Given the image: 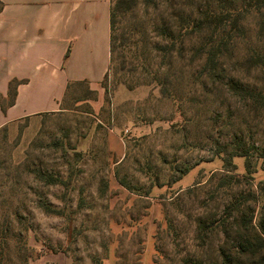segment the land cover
Masks as SVG:
<instances>
[{
    "label": "rangeland",
    "instance_id": "374dc122",
    "mask_svg": "<svg viewBox=\"0 0 264 264\" xmlns=\"http://www.w3.org/2000/svg\"><path fill=\"white\" fill-rule=\"evenodd\" d=\"M187 51L174 97L141 70L119 72L117 61L106 83L77 88L61 113L0 131V219L20 212L28 220L29 264H182L216 256L222 235L205 242L196 222L228 202L217 182L246 180L232 185L230 199L264 187V159L254 157L247 172L245 159L235 158L237 170L229 172L219 147L237 131L264 147V113L258 118L204 75L196 80L203 63H192ZM256 78L246 84L259 86ZM38 167L69 185L44 187L31 174ZM42 204L62 216L46 214ZM262 206L260 199L256 218Z\"/></svg>",
    "mask_w": 264,
    "mask_h": 264
},
{
    "label": "trees",
    "instance_id": "16d2710c",
    "mask_svg": "<svg viewBox=\"0 0 264 264\" xmlns=\"http://www.w3.org/2000/svg\"><path fill=\"white\" fill-rule=\"evenodd\" d=\"M2 8L0 2V11ZM252 22L254 28L249 29ZM188 48L193 54L191 62L203 63L196 80L204 75L213 88H229L256 116L264 113V0H111V67L103 83L119 61V72L141 70L162 88L163 95L174 97L176 66ZM254 76L259 86L246 84ZM21 83L11 82L4 111L14 105ZM84 86L90 87L86 82L69 84L62 107L71 92ZM0 131L6 132L7 127ZM248 141L243 131H237L219 147L218 154L226 155L222 158L226 171L237 170L235 158L245 159L247 172L254 157L264 159V147ZM31 174L44 187L69 185L60 174L42 167ZM245 181L230 176L217 182L216 192H229L228 202L216 216L196 222L205 242L211 235H222L214 249L216 256L188 258L182 264H264V187L258 193L247 184L251 188L230 199L232 185ZM260 199L263 206L256 218ZM42 205L46 214L62 216L49 204ZM30 229L20 212L1 216L0 264H29Z\"/></svg>",
    "mask_w": 264,
    "mask_h": 264
},
{
    "label": "crops",
    "instance_id": "0c3cea01",
    "mask_svg": "<svg viewBox=\"0 0 264 264\" xmlns=\"http://www.w3.org/2000/svg\"><path fill=\"white\" fill-rule=\"evenodd\" d=\"M0 2V130L61 112L71 83L101 86L111 67V0ZM14 80L22 83L4 111Z\"/></svg>",
    "mask_w": 264,
    "mask_h": 264
}]
</instances>
